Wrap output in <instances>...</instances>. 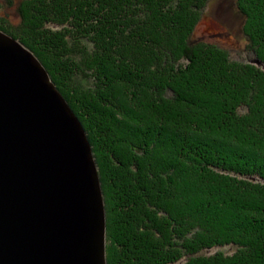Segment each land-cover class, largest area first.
Wrapping results in <instances>:
<instances>
[{"label":"trees","instance_id":"trees-1","mask_svg":"<svg viewBox=\"0 0 264 264\" xmlns=\"http://www.w3.org/2000/svg\"><path fill=\"white\" fill-rule=\"evenodd\" d=\"M210 0H22L99 167L108 264H264V70L192 34ZM264 66V0H235ZM212 252V253H209Z\"/></svg>","mask_w":264,"mask_h":264},{"label":"water","instance_id":"water-1","mask_svg":"<svg viewBox=\"0 0 264 264\" xmlns=\"http://www.w3.org/2000/svg\"><path fill=\"white\" fill-rule=\"evenodd\" d=\"M106 234L87 132L40 60L0 31V264H108Z\"/></svg>","mask_w":264,"mask_h":264},{"label":"rangeland","instance_id":"rangeland-1","mask_svg":"<svg viewBox=\"0 0 264 264\" xmlns=\"http://www.w3.org/2000/svg\"><path fill=\"white\" fill-rule=\"evenodd\" d=\"M20 1L22 0H0V17L17 25L19 17L16 9ZM234 2L235 0H210L193 31L192 42L214 44L226 50L232 60L255 64L264 70L263 65L256 63L255 55L245 48L246 41L242 30L244 19L236 11Z\"/></svg>","mask_w":264,"mask_h":264}]
</instances>
